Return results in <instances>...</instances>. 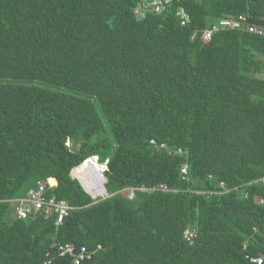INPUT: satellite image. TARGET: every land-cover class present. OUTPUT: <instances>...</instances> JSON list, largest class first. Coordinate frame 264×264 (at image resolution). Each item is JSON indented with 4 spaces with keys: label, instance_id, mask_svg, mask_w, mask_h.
Returning <instances> with one entry per match:
<instances>
[{
    "label": "trees",
    "instance_id": "trees-1",
    "mask_svg": "<svg viewBox=\"0 0 264 264\" xmlns=\"http://www.w3.org/2000/svg\"><path fill=\"white\" fill-rule=\"evenodd\" d=\"M152 1L0 0V264H75L62 244L93 252L80 264L264 252V36L204 38L229 15L264 25V0ZM92 155L107 165L99 202L71 176ZM50 178L70 216L18 219L11 200ZM160 183L173 190L127 197Z\"/></svg>",
    "mask_w": 264,
    "mask_h": 264
},
{
    "label": "built area",
    "instance_id": "built-area-1",
    "mask_svg": "<svg viewBox=\"0 0 264 264\" xmlns=\"http://www.w3.org/2000/svg\"><path fill=\"white\" fill-rule=\"evenodd\" d=\"M175 0H153L149 5V8L162 9L165 5L173 2ZM183 17V23L188 20L183 15V9L180 10ZM224 29H239L242 31L255 33L258 36H264V25H260L251 21V18L246 13H239L236 15H229L217 19L215 22L210 24V26L205 30L204 38L211 40L214 33L219 32ZM264 59V57H263ZM262 78H264V70L262 72ZM152 144H155V140H151ZM160 147H166L167 145L162 143ZM177 151L183 153L184 151L179 148ZM95 161L97 157L90 159L89 165L86 167L87 170H83L82 174H86L84 179H80L85 191L92 196V198L97 202L101 199L108 197V193L105 187L106 178L104 176V171L107 168L106 165H102L100 168L96 166ZM85 168V167H84ZM91 169V170H90ZM181 173L183 179H188L189 177V165L183 164L181 167ZM264 184V176L260 179ZM47 183L50 186H54L51 180L38 181L37 186L29 189L25 197H17L11 200L13 203V211L18 219H25L33 217L36 215H44L49 217H55L56 224H61L63 220L70 216L71 211L74 206L70 205L66 200L59 199L56 195L47 194ZM220 187L222 188L220 193L228 192L225 189L224 182H220ZM136 189L146 191L148 193L156 191H170L173 188L169 187L165 183H160L159 185H154L152 187L139 186L138 188H131L128 190V197L133 198ZM175 191V189H174ZM244 198H249V192L243 193ZM256 202L264 205V199L261 197L256 198ZM184 236L187 241L193 243L198 236V228H188L185 230ZM244 248H247V244H244ZM59 251L61 255H70L74 258L75 264H80L82 261L90 259L93 256V252L90 251L85 245L77 247L73 244L59 245ZM250 264H264V252H260L257 255H246ZM48 263V262H47Z\"/></svg>",
    "mask_w": 264,
    "mask_h": 264
},
{
    "label": "clouds",
    "instance_id": "clouds-1",
    "mask_svg": "<svg viewBox=\"0 0 264 264\" xmlns=\"http://www.w3.org/2000/svg\"><path fill=\"white\" fill-rule=\"evenodd\" d=\"M182 13L180 12V15H181ZM94 157H97V161H95V163H96V166L97 167H101L102 165H106L105 163H102V162H100V160H99V157L97 156V155H92V156H89V157H87L86 159H84L83 161H82V163L81 164H79V165H77V166H75L72 170H71V176L74 178L76 175H78V174H81L80 172L79 173H77V174H75V170L79 167V166H82V167H86L87 165H89V163H90V159H93L94 160ZM107 166V165H106ZM107 169V168H106ZM106 169H105V171H106ZM105 171H104V173H105ZM104 176H105V174H104ZM106 178V177H105ZM52 179H54V178H50V180L52 181ZM55 180V184L54 185H57V180L56 179H54ZM78 181L80 182V184H81V186H83L82 185V182L80 181V179H78ZM106 182H107V179H106ZM154 185H156V184H154ZM154 185H151V186H147V185H140V186H146V187H152V186H154ZM105 187H106V184H105ZM139 186H129L128 188H126V191L128 192V190L129 189H131V188H138ZM84 189V188H83ZM106 190H107V188H106ZM138 191H142V190H139V189H136V191H135V195H136V193L138 192ZM143 192H146V191H143ZM156 192H158V191H156ZM107 193H108V197L110 196V194H109V192L107 191ZM146 193H148V192H146ZM152 193H154V192H152ZM204 193V192H203ZM225 193H227V192H225ZM148 194H151V193H148ZM135 195H134V197H135ZM92 197V196H91ZM127 197H128V195H127ZM133 197V198H134ZM107 198V197H106ZM106 198H104V199H106ZM129 198V197H128ZM133 198H129V199H133ZM101 200H103V199H101ZM100 200V201H101ZM95 201V200H94ZM96 202V201H95ZM97 202H99V201H97Z\"/></svg>",
    "mask_w": 264,
    "mask_h": 264
},
{
    "label": "bare ground",
    "instance_id": "bare-ground-1",
    "mask_svg": "<svg viewBox=\"0 0 264 264\" xmlns=\"http://www.w3.org/2000/svg\"><path fill=\"white\" fill-rule=\"evenodd\" d=\"M79 168H82V166H80ZM91 170V169H90ZM81 173V174H78L77 176H76V178H78V179H84L85 177H86V174H82L83 172L80 170V171H78L77 173ZM76 174V173H75Z\"/></svg>",
    "mask_w": 264,
    "mask_h": 264
},
{
    "label": "rangeland",
    "instance_id": "rangeland-1",
    "mask_svg": "<svg viewBox=\"0 0 264 264\" xmlns=\"http://www.w3.org/2000/svg\"><path fill=\"white\" fill-rule=\"evenodd\" d=\"M79 167H80V166H79ZM79 167L75 170V173H76V174H77L78 171L81 170V171L83 172V170H87V168H88V167H85V168H84V167L79 168ZM76 176H77V175H76ZM76 176H75V177H76ZM77 179H78V178H77ZM51 183H52V184H55L56 182L54 183L53 181H51ZM79 183H80V182H79ZM82 187H83V186H82ZM84 190H85V189H84Z\"/></svg>",
    "mask_w": 264,
    "mask_h": 264
}]
</instances>
